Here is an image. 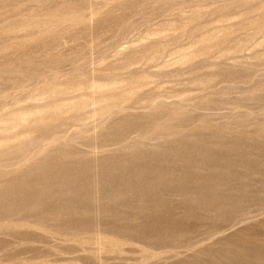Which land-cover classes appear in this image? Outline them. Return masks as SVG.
I'll return each mask as SVG.
<instances>
[{"label":"rangeland","instance_id":"374dc122","mask_svg":"<svg viewBox=\"0 0 264 264\" xmlns=\"http://www.w3.org/2000/svg\"><path fill=\"white\" fill-rule=\"evenodd\" d=\"M0 264H264V0H0Z\"/></svg>","mask_w":264,"mask_h":264}]
</instances>
